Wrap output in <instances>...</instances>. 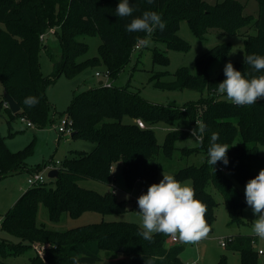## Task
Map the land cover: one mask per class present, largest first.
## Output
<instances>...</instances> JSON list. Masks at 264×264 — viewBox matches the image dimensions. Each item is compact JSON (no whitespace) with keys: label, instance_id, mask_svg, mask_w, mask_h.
Instances as JSON below:
<instances>
[{"label":"trees","instance_id":"trees-1","mask_svg":"<svg viewBox=\"0 0 264 264\" xmlns=\"http://www.w3.org/2000/svg\"><path fill=\"white\" fill-rule=\"evenodd\" d=\"M118 3L119 0H0V23L6 25L5 29L0 27V83L4 92L12 95L21 106L19 112L12 113L6 105L5 109L10 110L12 118L27 116L39 128L52 124L54 117L49 116L50 104L45 91L47 85L62 73L74 76L90 66L104 65L112 80L110 86L102 83L74 94L64 116L72 119L71 137L90 141L92 149L71 151V155L61 161L59 177L55 178L56 186L31 185L9 208L3 216L2 228L19 236L22 241L12 243L4 240L9 250L0 246L2 256L22 254L33 245H44L42 255L37 252L31 257L32 264H73L74 258L80 264H146L147 261L151 264H186L181 259L183 246L173 244L166 247L165 242L170 236L162 233L154 234L151 242L146 241L138 235L141 226L131 221L102 220L67 230H51L38 225L36 220L41 202L47 206L54 221L59 220L63 213L78 218L89 211L103 215L125 212L126 200L119 199L113 190L100 193L81 186L79 181L93 179L112 185V170L117 163L122 167L127 187L156 184L160 152L169 158L177 152L182 156L205 155L203 162L188 164L174 176L177 180H192L195 198L206 205L205 218L210 230L218 206L210 186L223 195L230 222H243L242 210L247 203L239 185L246 187L247 182L264 169V157L258 151V145H264V98L250 106H237L226 99V94L215 92L217 84L226 77L224 72L211 77L209 69L214 61L227 56L229 44L217 45L200 56L196 74L181 68L175 80L169 83L158 79L161 73L152 76V80L157 79L156 86L192 88L202 93L201 98L189 102L181 110L158 106L143 98L138 91L115 85L114 80L130 61L132 52L140 49V46L136 48V38L145 34L126 31L133 17L116 16ZM129 3L136 8L134 16H141L144 11L160 14L166 28L155 31L152 36L168 41L178 38L176 33L182 20H187L193 32L203 37L214 27L236 33L250 24L251 18L243 13V5L237 0H221L213 6L206 0H154L153 3L129 0ZM258 3V15L252 24L257 32L245 38V55L256 53L264 56V0H258ZM55 25L61 27L58 35L60 53L44 45L41 39V35ZM97 33L102 38L99 55L79 60L88 51L87 43L79 37ZM185 46L175 40L172 47L187 49L188 45ZM42 50L50 55L53 62V72L48 77L41 70L39 57ZM154 60L169 63L167 56L157 53ZM233 66L249 79L247 73L264 74V70L253 72L245 62H236ZM29 96L37 97L39 103L33 107L25 105L24 100ZM183 116H189L195 127V121H203L207 125L203 144L198 143L193 148L177 147V139L191 135L185 130L182 133L170 131L165 142L160 144L152 125L156 122L171 123ZM126 117L131 122L125 121ZM136 119H142L147 123L146 127L141 128ZM213 132L219 134L217 143L230 147L228 165L218 161L213 166L215 172L207 163ZM33 142L13 152L0 134V177L29 170L27 158L34 152ZM50 163L55 162L49 159L36 167L42 171ZM226 240L227 248L242 253L241 264H258L259 253L253 243V234H233ZM105 256L112 261L105 262ZM0 264L10 263L0 259ZM217 264H226L225 256H221Z\"/></svg>","mask_w":264,"mask_h":264},{"label":"rangeland","instance_id":"rangeland-1","mask_svg":"<svg viewBox=\"0 0 264 264\" xmlns=\"http://www.w3.org/2000/svg\"><path fill=\"white\" fill-rule=\"evenodd\" d=\"M206 1L213 6L221 0ZM237 1H240L243 5V13L251 16L250 24L245 25L236 33H230L217 27L210 28L203 37H199L193 32L188 21L182 20L176 33L180 39L168 41L151 36V43L148 46H140V49H135L132 52L130 61L114 80V84L138 91L143 98L153 104L176 110H181L189 102L201 98L202 93L196 89H172L156 86L155 81L157 79L152 80V76L155 73H161L162 75L158 79L161 82L169 83L175 80L176 73L181 68H186L191 74H196L199 57L215 46L222 44H229L230 50L225 58L218 59L212 63L209 69L211 77H216L221 72H224V67L228 62H231L233 65L236 62H244L245 38L257 32L252 24L258 15L259 3L258 0ZM0 27L5 29L6 25L0 23ZM60 33L61 27L55 25L53 26V31L49 28L47 29L45 37L41 41L44 45H49L55 53H60L61 46L58 38ZM145 37L146 34L141 38ZM79 39L85 41L88 45L87 53L79 57V60L99 55V46L102 43L100 34L83 35ZM175 40L179 45H184V47L187 44L188 48L176 49L172 47ZM155 53L167 56L169 63L163 64L155 61ZM39 59L43 75L47 77L51 76L53 62L50 55L42 50L40 51ZM105 69L104 65L90 66L74 76L62 73L53 83H49L45 92L50 104L49 116L54 117V122L42 128L35 126L33 120L27 116L28 120L33 123L32 126H28L26 121H22L18 116L12 118L10 110L5 109L7 102L3 99L4 90L0 83V134L4 138L7 147L10 151L17 152L34 141V152L27 158L26 167L29 170L15 171L0 177V218H2V221L4 214L9 208L29 189L30 185L27 183V178L30 174L40 171V168L36 167L38 163H43L49 159H52L54 162H61L64 158L71 155V151L87 152L92 149L93 144L90 141L84 138L73 139L71 134L60 133L58 125L59 119L68 110L74 94L99 85V81L104 76H97L96 72L104 71ZM205 96H207V92ZM125 121L131 122V119L126 117ZM193 128L195 126L189 116L177 118L171 123L156 122L152 125V129L160 144L165 142L170 131L177 130V132L182 133L185 130L191 132ZM176 146L179 148H193L198 146V142L190 135L186 138L177 139ZM258 151L260 156L264 157L263 144L258 145ZM204 160L205 155L203 153L182 156L177 152L173 158H169L160 152L157 157L159 174L156 184L163 179V172L174 176L175 172L180 168L188 164H199ZM113 168L112 185L93 179H82L79 181V184L85 188L97 190L100 193L113 190L119 199L126 200L127 210L125 212L103 215L99 212L89 211L83 213L78 218H73L68 213H63L59 220L54 221L50 218L47 206L41 202L38 206L37 224L44 225L51 230H67L72 227L102 220L131 221L141 226L142 218L137 213L140 209L134 206L132 196L146 194L148 187L152 184L144 186V189L141 188L140 184H135L134 187L129 188L124 182L120 164L116 163ZM41 172L44 175L46 185L56 186V179L48 176L47 169H43ZM177 181L192 186V180L189 178ZM209 189L218 202V206L216 208V219L207 237L196 244H186L179 240L173 243L171 237H169L165 242V246L169 247L173 244L183 246L181 259L186 264L195 262L199 264H217L221 256H225L226 264H241L242 253L222 245L221 240L238 233L254 234L252 231L253 221L257 216L253 214L252 208L246 204L242 210L243 222L231 223L223 195L214 186H210ZM239 189L245 193V186L239 185ZM126 196L128 197L127 199L125 198ZM4 240L12 243H20L22 241L19 236L1 228L0 246H5L9 250L6 247L7 242ZM254 246L257 251L260 248L264 249V239L257 237ZM37 247L39 245H33V247L27 249L24 253L18 255L2 256L0 252V259L10 264H32L31 257L37 253ZM103 255H105V252ZM104 261L110 262L112 260L106 257ZM258 264H264V253L258 255Z\"/></svg>","mask_w":264,"mask_h":264},{"label":"clouds","instance_id":"clouds-1","mask_svg":"<svg viewBox=\"0 0 264 264\" xmlns=\"http://www.w3.org/2000/svg\"><path fill=\"white\" fill-rule=\"evenodd\" d=\"M153 3L154 0H148ZM136 8L130 5L129 0H119L116 7V16L120 18L133 17L126 26L129 33L143 32L145 38H136L137 46H148L150 37L157 31H163L166 23L160 14L155 11H144L141 16H134ZM245 64L249 65L253 72L264 70V56L252 53L244 55ZM225 79L217 84L215 92L226 94V99L237 106L253 105L264 98V74L256 76L252 72L247 73L250 77L234 68L231 62L224 67ZM39 103L34 96L25 98L24 104L33 107ZM196 127L191 130V136L203 144L207 125L203 121H195ZM219 134L213 132L210 137V146L207 150L210 166H215L222 161L225 166L229 159L227 144L217 143ZM214 172L215 168L213 167ZM195 190L177 181L173 175L163 172V179L158 184L148 187L146 194H141L137 199L141 216V228L138 233L144 240L151 242L154 234L162 233L170 236L173 240H179L186 244H196L205 239L210 232L207 224L206 205L195 198ZM128 198L127 196L125 197ZM245 199L253 214L257 218L253 221V233L264 239V169L258 175L249 180L245 187ZM73 264H80L78 259H73ZM146 264H151L147 261Z\"/></svg>","mask_w":264,"mask_h":264},{"label":"built area","instance_id":"built-area-1","mask_svg":"<svg viewBox=\"0 0 264 264\" xmlns=\"http://www.w3.org/2000/svg\"><path fill=\"white\" fill-rule=\"evenodd\" d=\"M51 31H53V29H51ZM44 37H45V34H42L41 35V39H44ZM136 48H139V46L136 45ZM96 75L97 76H101V75L104 76V78H102V82H103L104 85H106V86L112 85V80H111V75H110V71L109 70L106 69L104 71H97L96 72ZM20 119L22 121H26V123H27L28 126H32L33 125V123L30 120H28L25 116H20ZM135 122L141 128H145L146 127V124H145V122L142 119H136ZM58 131L60 133L71 134L72 131H73V128H72V119L69 118L67 115L61 117L60 120H59ZM60 164H61L60 161H56L55 163L48 164L45 167V169H47L48 171H50L51 169L59 168ZM27 183L30 186L31 185H41V184H45V178H44L43 173L40 171V172H34V173L30 174L29 177L27 178ZM141 188L144 189V186H141ZM138 197L139 196H132V200H133L134 206H136V207H138V204H137ZM1 228H2V218H0V229ZM171 241L175 243V242H178V239L177 240H173L171 238ZM256 241H257V236L254 235L253 243L255 244ZM221 244L222 245H226L227 244L226 238L221 240ZM36 249H37V252L40 255H42L43 252H44L45 246L44 245L43 246H39ZM258 253L259 254L264 253V249H262V248L258 249ZM190 264H199V263L198 262H195V263H190Z\"/></svg>","mask_w":264,"mask_h":264},{"label":"water","instance_id":"water-1","mask_svg":"<svg viewBox=\"0 0 264 264\" xmlns=\"http://www.w3.org/2000/svg\"><path fill=\"white\" fill-rule=\"evenodd\" d=\"M102 83H103L102 80H100L99 85H101ZM3 97L5 101L7 102V105L10 108L12 113H17L21 110L20 104L8 92H4ZM59 173H60V170L58 168H54L48 171V176L50 178H58Z\"/></svg>","mask_w":264,"mask_h":264},{"label":"crops","instance_id":"crops-1","mask_svg":"<svg viewBox=\"0 0 264 264\" xmlns=\"http://www.w3.org/2000/svg\"><path fill=\"white\" fill-rule=\"evenodd\" d=\"M121 168H122V167H121V165H120V169H121ZM120 257L122 258V257H123V255H121Z\"/></svg>","mask_w":264,"mask_h":264}]
</instances>
